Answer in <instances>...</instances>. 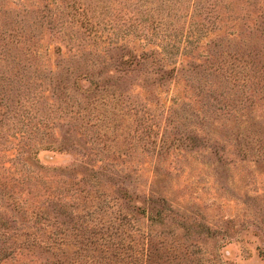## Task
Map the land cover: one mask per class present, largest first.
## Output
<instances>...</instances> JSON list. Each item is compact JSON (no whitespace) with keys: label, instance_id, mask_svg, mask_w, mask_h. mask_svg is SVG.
I'll return each mask as SVG.
<instances>
[{"label":"rangeland","instance_id":"rangeland-1","mask_svg":"<svg viewBox=\"0 0 264 264\" xmlns=\"http://www.w3.org/2000/svg\"><path fill=\"white\" fill-rule=\"evenodd\" d=\"M130 222L174 264H264V0H0L2 264Z\"/></svg>","mask_w":264,"mask_h":264},{"label":"trees","instance_id":"trees-1","mask_svg":"<svg viewBox=\"0 0 264 264\" xmlns=\"http://www.w3.org/2000/svg\"><path fill=\"white\" fill-rule=\"evenodd\" d=\"M120 59L119 64L130 71L142 63L139 56L133 52L123 54ZM176 71V68L168 70L164 66H159L155 70V75H157L155 80L160 85H165L173 78ZM51 148L53 147H45L46 150ZM133 196L131 195L129 198H140V195ZM150 201V199L144 198L142 202L150 203ZM146 210V208L142 209V213H147ZM156 215H160V211ZM125 224L119 223L113 233L108 232V230L104 232L102 228L98 232L96 230L95 232L91 231L93 234L74 238L76 251L72 255L63 251L62 246L68 244L69 240L62 235L47 237L46 239L37 234L26 233L25 235L22 234L24 238L21 239L20 245L23 247L37 246L39 253L36 256L45 257V261L38 259L35 264H174L177 256L170 247L166 248V239L154 240L156 235L153 236V233L143 231L136 223L132 225L130 222L128 226L131 227L130 229L125 228ZM28 225L29 227L33 226ZM8 228L12 229L10 225ZM3 237H0V243H2L0 244V264L25 254L24 251L11 247L12 243L9 244L7 241L11 236L5 235Z\"/></svg>","mask_w":264,"mask_h":264}]
</instances>
